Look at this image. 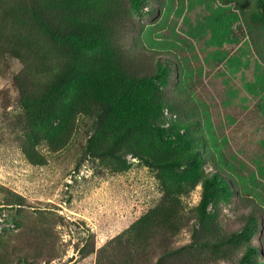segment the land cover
<instances>
[{
    "label": "rangeland",
    "instance_id": "obj_1",
    "mask_svg": "<svg viewBox=\"0 0 264 264\" xmlns=\"http://www.w3.org/2000/svg\"><path fill=\"white\" fill-rule=\"evenodd\" d=\"M142 1L138 12L131 0H0V264H109L110 252L139 264H264L258 0ZM113 8L139 29L129 50L170 69L156 83L161 109L149 88L118 105L96 83L60 95L68 63L112 61L83 43ZM197 152L194 170L184 162ZM252 245L259 254L245 262Z\"/></svg>",
    "mask_w": 264,
    "mask_h": 264
},
{
    "label": "trees",
    "instance_id": "obj_2",
    "mask_svg": "<svg viewBox=\"0 0 264 264\" xmlns=\"http://www.w3.org/2000/svg\"><path fill=\"white\" fill-rule=\"evenodd\" d=\"M258 3L264 19V0H258ZM130 4L133 10L139 12L142 10L144 3L142 0H131ZM96 20L101 25L98 26L101 28V31L99 32L100 35L97 33L96 37L91 38L88 42H84L83 45L90 50L99 46L105 47V49L110 52L112 61L103 67L101 66L98 70H94V68L88 69L86 66L68 63L65 65L63 72L61 73L65 77L64 83L66 84V87H60L62 89L60 95L63 97L68 96L69 91L73 87V89L78 90V92L86 89L90 90L89 86L96 83L95 87L97 88V91H95V94L102 96V98L104 96H110L111 100H115V103H117L116 105H118L126 101L128 97H130L131 94H135L136 91L142 89L147 91V88H149L154 95L149 102L152 104L156 103L158 109H161V106L168 101L167 99L165 101L162 93L160 95L162 98H160V96L159 98H155L156 91L159 93V90L156 89V83L158 81L165 83L170 80L169 67L164 65L162 59H159L160 61L156 63L154 62V60H156L154 56H148V54L136 50H129L126 40H128L129 36L134 32H137L139 29L137 28L136 22L132 18H129L125 12L121 10L119 12L118 8H113V11L109 10L104 14H101ZM35 22L36 24H41V19L36 18ZM6 54L7 48H1L0 62ZM93 86H91V88ZM153 89L154 92H152ZM47 94L48 96L51 95L49 92H47ZM90 95H92V92H90ZM81 98H85V96L82 95ZM137 104L142 105L140 96H138ZM85 106L86 104H79L78 108ZM127 109L129 110L131 108L127 105ZM133 110V112L136 113L140 108L136 107ZM184 163L189 168L196 170L203 164V159L200 157L199 152H197L192 159L187 160ZM182 164L183 162H177L170 166L180 168ZM217 186L218 178L216 176L205 183V192L201 205L203 212H206L213 190ZM160 213L161 212L157 213L155 211L154 214L155 216H160ZM153 218L154 217H152L150 221H152ZM257 231L254 221H252L250 228L245 229V234L248 236H254ZM121 246L124 248V251H128L131 246L134 248L136 247V245L132 244H130V246L127 245L126 247L121 244ZM258 254V248L252 245L244 257L245 262H250V260ZM114 255L116 256L114 257ZM108 262L109 264H139L131 254L124 253L122 256H119L116 252H110Z\"/></svg>",
    "mask_w": 264,
    "mask_h": 264
}]
</instances>
